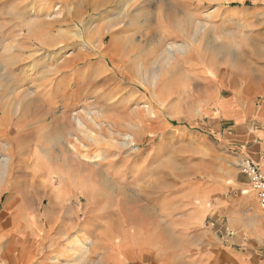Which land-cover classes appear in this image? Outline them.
<instances>
[{
    "label": "rangeland",
    "instance_id": "rangeland-1",
    "mask_svg": "<svg viewBox=\"0 0 264 264\" xmlns=\"http://www.w3.org/2000/svg\"><path fill=\"white\" fill-rule=\"evenodd\" d=\"M135 3L0 0V160L13 150L8 173L0 164V264H36L39 251L55 249L52 235L69 251L58 262L89 251L96 262L117 241L127 251L132 225L167 259L190 255L211 227L213 205L254 198L237 165L233 123L218 112L264 102V0ZM117 39L134 46L115 57L107 50ZM62 66L69 70L55 79ZM77 113L121 121L117 128L129 126L140 143L115 149L119 141L88 120L89 134L112 148L94 144L79 132ZM76 142L90 167L61 153ZM104 156L117 161L94 162ZM68 221L81 224L63 231ZM105 229L113 230L98 236Z\"/></svg>",
    "mask_w": 264,
    "mask_h": 264
},
{
    "label": "crops",
    "instance_id": "crops-1",
    "mask_svg": "<svg viewBox=\"0 0 264 264\" xmlns=\"http://www.w3.org/2000/svg\"><path fill=\"white\" fill-rule=\"evenodd\" d=\"M223 109L219 110V116L225 122L233 123L230 125V131L236 136L233 144L238 158L237 165L240 158L246 155L252 158L264 173V102L259 107L251 105L235 114ZM243 175L250 185L248 177ZM253 194L254 198L240 194L239 200L213 205L211 227L207 229V233L200 240L201 243L196 245V249L192 250L190 255L185 256L175 252L170 260L167 259L164 255L165 251L156 250L155 243L151 239H141L138 235L139 228L132 225L130 228L132 240L127 251L121 250L124 242L117 241L114 244L117 249L99 253L96 255L98 258L96 262L90 260L93 256L92 251H89L88 255L81 256L84 260L74 261V264H264V214L255 192ZM113 221L110 219L107 222L113 223ZM115 222L119 223L115 236L123 237L121 235L123 223L121 220H115ZM80 224L81 222L68 221L63 231L68 232L70 228ZM110 230L113 229H105L98 236H109ZM148 230L147 236L150 234V229ZM39 236L44 240L50 238L51 234ZM59 238L61 236L52 235L53 241L57 243ZM57 243L53 245L55 247L53 250L39 251L40 255L36 264H70L58 262L59 258L67 257L66 254H69V251L61 250V244ZM14 264L31 263L29 260L19 259V261L15 260Z\"/></svg>",
    "mask_w": 264,
    "mask_h": 264
},
{
    "label": "bare ground",
    "instance_id": "bare-ground-1",
    "mask_svg": "<svg viewBox=\"0 0 264 264\" xmlns=\"http://www.w3.org/2000/svg\"><path fill=\"white\" fill-rule=\"evenodd\" d=\"M137 1H139V0H137ZM134 3H135V0H134ZM136 4V3H135ZM130 5V4H129ZM132 5H133V3H132ZM129 7V6H128ZM170 17H175V14H174V12L173 13H171L170 14ZM56 19V18H55ZM50 31V30H49ZM49 31H45V33H48ZM73 33V32H72ZM42 34V33H41ZM69 34H70V37L73 35V34H71L69 31L68 32H66V33H61V35H60V37L62 38V39H60V40H63L64 38H66V37H68L69 36ZM75 37L76 36H79L78 35V33L76 32L75 34ZM80 36H82L81 34H80ZM32 37L34 38H36V36H34V35H32ZM44 38V36L42 37V36H39V38L37 39L38 40V42L41 40V39H43ZM51 41H54L55 42V38H51L50 39ZM40 44H42L43 45V42H41ZM51 46H54V45H50V49H52L53 47H51ZM133 46H134V44H131V41H129V40H118L117 39V41H115L114 42V44H111V46L108 48V50H107V52H109V54H111V53H114V55H115V57H117V56H124V55H126L129 51V49L131 50L132 48H133ZM43 49H46V48H43ZM173 50V49H172ZM103 50H102V48H101V46H98V48H97V52H102ZM78 55H75V56H73V57H77ZM86 56H88V55H86ZM73 57H71V58H68V63H69V61L70 60H72V58ZM80 59V58H79ZM55 60V58L54 57H50V62L51 61H54ZM81 61V60H80ZM69 69H68V66L67 67H64V66H62V67H60L58 70H57V73L58 74H56L55 75V79L59 76V75H62V74H64V73H66L67 71H68ZM25 76H26V73L24 74ZM23 75V80L21 81V82H25V79H26V77ZM104 80H108L109 79V77L108 76H106V77H102ZM99 79H101V77L99 76L98 78H96V80H99ZM78 79L77 78H75V82L77 81ZM56 81H54V77L52 78V80L49 82V83H46L45 85H44V95L45 96H47V100H50V97H48V96H50V92H51V89H52V86H53V84L55 83ZM102 82V81H101ZM51 85V86H50ZM100 87H103V84L100 86ZM97 88H99V87H97ZM95 90V89H94ZM19 92H22V91H19ZM29 91H24L23 93H21V94H23V96L25 95V96H27L28 94L29 95H31V93L29 92ZM85 93H88V91H86ZM104 92H102L101 93V95L103 94ZM22 96V97H23ZM24 96V97H25ZM35 99H36V97L34 96L33 97V101L34 102H36L35 101ZM21 100V97H20V99H19V101ZM21 102H22V100L20 101V104H19V107H17L18 109H20L21 108ZM54 103V102H53ZM53 103L51 102V104H52V106H53ZM13 105H14V103H13ZM13 109V108H12ZM14 109H15V107H14ZM86 114V113H85ZM66 115H63V116H60V118H64ZM74 118H78V130H79V132L82 134V136L85 138V139H87V140H89V141H91V142H93L94 144H96V143H98L99 144V146H104V147H108V148H112V145L110 146V143H108V141L110 142V140H108V138H110V139H115V140H118L119 141V143H117L116 145H115V149H118V150H123L124 148H127L128 146H131V145H133V144H135V143H137V144H139L140 142H139V140L137 139V137L135 136V134L133 133V131H131V129H129V126H127V127H125V129H127V131H129V132H127V133H124L123 132V129H118L117 127L119 126V124H120V126H122L121 124H123V122L121 123V121H117L116 123H118V126H115V127H113V126H110L111 125V123L108 121V120H102V118H100V117H97V116H95V115H92V114H89V115H85V116H83V115H81L80 113H77L75 116H74ZM88 120L89 121H91L92 122V124H93V126L94 127H96V130H97V134H102L103 135V137L105 138V139H107L108 141L106 142V140L105 141H103L102 143H100L99 141H101L100 140V137L99 136H92V135H90L89 134V131H88V127H89V123H88ZM110 124V125H109ZM133 124L135 125H137V123L136 122H133ZM108 126V127H107ZM107 127V128H106ZM113 130V131H112ZM112 131V132H111ZM115 132V133H114ZM44 139H48L49 137L48 136H42ZM79 139H81V138H79ZM1 140V139H0ZM51 140V139H50ZM82 140V139H81ZM47 142V141H46ZM10 145V144H9ZM8 145V146H9ZM67 145V144H66ZM76 145H78V143L76 142L75 144H73V146H71V148L70 147H68L67 146V148L65 147V145L60 149V151H61V153H63V155H64V153H67L68 151H69V153L70 154H73L72 156L74 157V158H77L78 159V161H80V162H82L83 164H88V167H90V164L89 163H86V162H83L82 160H81V158L79 157V155L78 154H76V151H75V147H76ZM5 147V146H4ZM11 147V146H10ZM3 148V147H2ZM8 148V147H7ZM5 149V148H4ZM50 150V149H49ZM106 150H108V149H106ZM2 152V151H1ZM53 152V151H52ZM51 152V153H52ZM3 153V152H2ZM37 154V153H36ZM12 155H13V150L12 149H8L7 150V157L6 158H4L3 157V159H1L0 160V164H2L4 167H5V171H6V173H8L9 172V170H10V166L12 165ZM38 155H40V152H38ZM50 155V154H49ZM62 155V154H61ZM67 158H68V156H66ZM58 158V157H57ZM47 159V158H46ZM48 160V159H47ZM49 161V160H48ZM57 162L56 163H58L59 162V160H56ZM117 160L116 159H112V158H109L108 156H104V157H102V158H100V159H98V160H96V161H94L95 163H97V164H102V165H105V164H114L115 162H116ZM52 162H53V160H52ZM52 162H51V164H52ZM62 162V161H61ZM92 163V162H91ZM54 165H55V163H54ZM92 167V166H91ZM238 167H239V162H238ZM49 169V168H48ZM47 169V170H48ZM104 176V175H103ZM3 190H5L4 188H3Z\"/></svg>",
    "mask_w": 264,
    "mask_h": 264
},
{
    "label": "built area",
    "instance_id": "built-area-1",
    "mask_svg": "<svg viewBox=\"0 0 264 264\" xmlns=\"http://www.w3.org/2000/svg\"><path fill=\"white\" fill-rule=\"evenodd\" d=\"M239 169L245 174L255 192L260 208L264 211V173L249 156L243 155L239 160Z\"/></svg>",
    "mask_w": 264,
    "mask_h": 264
}]
</instances>
